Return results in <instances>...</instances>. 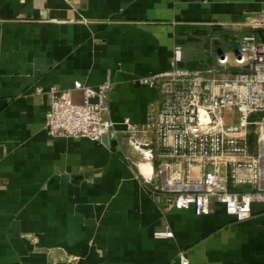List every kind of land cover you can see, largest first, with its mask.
Instances as JSON below:
<instances>
[{"label":"crops","instance_id":"0c3cea01","mask_svg":"<svg viewBox=\"0 0 264 264\" xmlns=\"http://www.w3.org/2000/svg\"><path fill=\"white\" fill-rule=\"evenodd\" d=\"M262 8L263 0H0V264H181V251L190 264H264V204L244 221L221 204L209 215L171 208L159 180L141 177L126 139L53 137L50 96L37 93L111 80L112 119L143 124L160 96L135 78L170 68L181 28L195 38L184 61L206 68L238 48L246 19ZM165 229L174 236H155Z\"/></svg>","mask_w":264,"mask_h":264},{"label":"built area","instance_id":"2783aa9c","mask_svg":"<svg viewBox=\"0 0 264 264\" xmlns=\"http://www.w3.org/2000/svg\"><path fill=\"white\" fill-rule=\"evenodd\" d=\"M246 25L233 62L221 52L217 64L192 69L183 65L184 47L176 44L168 70L135 78L160 96L143 124L112 119L111 80L38 88L51 99L50 134L99 142L105 135L126 139L140 158L141 177L147 183L159 180L156 191L168 197L169 207L209 215L221 204L238 221L251 218L254 204H264V0ZM155 236L173 237L174 232L165 229ZM179 260L190 264L184 251Z\"/></svg>","mask_w":264,"mask_h":264},{"label":"trees","instance_id":"16d2710c","mask_svg":"<svg viewBox=\"0 0 264 264\" xmlns=\"http://www.w3.org/2000/svg\"><path fill=\"white\" fill-rule=\"evenodd\" d=\"M178 35L179 36H178V39H177V44L182 45L183 47L187 43L192 42V41L195 40V38L193 37L192 34L186 32V28H181L179 30V34ZM183 65L186 66V67L192 68V69L203 68V67H200L198 65V63H193V62L191 63V62L184 61ZM251 139L253 140L254 137L252 136Z\"/></svg>","mask_w":264,"mask_h":264},{"label":"rangeland","instance_id":"374dc122","mask_svg":"<svg viewBox=\"0 0 264 264\" xmlns=\"http://www.w3.org/2000/svg\"><path fill=\"white\" fill-rule=\"evenodd\" d=\"M192 45H193V43H190L188 46L191 47ZM194 45H195L194 48H196V45H197V44H194ZM229 54H230L231 59H232V62H233V60H234V56H235L234 51H233V50H230V51H229ZM187 62H189V61H187Z\"/></svg>","mask_w":264,"mask_h":264},{"label":"water","instance_id":"95a60500","mask_svg":"<svg viewBox=\"0 0 264 264\" xmlns=\"http://www.w3.org/2000/svg\"><path fill=\"white\" fill-rule=\"evenodd\" d=\"M238 48H240V46H238ZM108 139H109V136H108V135H105V136L103 137V141H104V142H107Z\"/></svg>","mask_w":264,"mask_h":264},{"label":"bare ground","instance_id":"6f19581e","mask_svg":"<svg viewBox=\"0 0 264 264\" xmlns=\"http://www.w3.org/2000/svg\"><path fill=\"white\" fill-rule=\"evenodd\" d=\"M143 167H144V169H145L146 171H148L147 169H149V168H148L147 164H143Z\"/></svg>","mask_w":264,"mask_h":264}]
</instances>
